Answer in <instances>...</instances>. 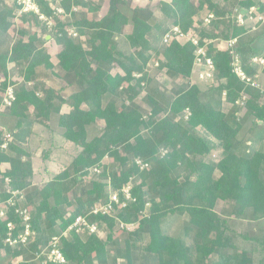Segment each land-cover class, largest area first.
I'll return each instance as SVG.
<instances>
[{"label": "trees", "instance_id": "obj_1", "mask_svg": "<svg viewBox=\"0 0 264 264\" xmlns=\"http://www.w3.org/2000/svg\"><path fill=\"white\" fill-rule=\"evenodd\" d=\"M229 2L158 1L161 18L154 20L149 9L129 10L125 0H108V11L99 19L90 17L99 11L91 0L86 4L63 0L67 13L72 6L86 9L72 25L77 35L72 38L69 25L58 17L53 16L50 28L30 14H21L17 24L16 0H0V103L7 87L13 88L16 97L3 113L17 119V129L27 121L28 127L35 125L31 139L38 138L37 146L42 138L49 142L57 135L73 147L62 170L28 194L31 226L36 232L32 243L7 247L6 224H16V235L20 219L14 208L0 219V264H42V258L37 260L34 255L51 236H60L77 216L105 202L108 195L122 197L121 189L129 184L133 202L124 208L114 205L111 216L99 213L90 217L99 230L108 231L105 239L93 233L82 238L74 230L67 239L61 238L66 264H118V260L125 264H264V91L239 81L228 54L211 44L205 45L206 54L218 84L213 88L205 82L210 87L202 91L190 83L195 47L190 42L181 45L176 39L162 44L163 35L173 27L199 37L200 46L214 38H238L249 30L233 23L235 7H256L264 16V0ZM38 7L44 16H52L44 1L38 0ZM209 14L219 19L209 26L217 32L215 36L200 29ZM217 23L222 26L219 32L215 31ZM263 26L264 22L257 30ZM11 30L15 36L9 39ZM262 31L264 35V27ZM47 36L58 47V70L44 47ZM238 51L247 74L255 79L259 72L264 73V66L250 64L252 56L263 53V47L252 51L242 46ZM154 56L159 69L184 82V88L166 92L151 86L146 65ZM213 92L219 98L225 92V100L232 104L229 112L221 110L220 99ZM241 92L248 96L244 108L251 132L246 136L241 135L246 120L238 118L240 108L234 105ZM97 119L104 123L100 132L94 130ZM4 131L0 129V142ZM28 150L12 142L8 153H0V164L10 165L4 176L11 181V191L30 186L33 164L22 159L29 155ZM161 150L166 151L163 156ZM214 150L219 151L217 162L207 160ZM105 157L113 164L70 198L88 169L100 168ZM137 158L149 164V169L139 170L134 163ZM4 176L0 178L1 200L10 197L3 189ZM219 202L222 209L217 213ZM146 204L148 215L142 217ZM169 216L185 217L180 236L164 229ZM232 218L254 224L257 234L236 233L229 225ZM116 219L139 223L122 243L112 236ZM144 236L148 237L145 244ZM110 246L116 256L109 255Z\"/></svg>", "mask_w": 264, "mask_h": 264}, {"label": "built area", "instance_id": "obj_2", "mask_svg": "<svg viewBox=\"0 0 264 264\" xmlns=\"http://www.w3.org/2000/svg\"><path fill=\"white\" fill-rule=\"evenodd\" d=\"M48 4L52 11V16L46 17L41 14L40 9L38 7V0H16V5L18 6V10L15 12L18 23V17L21 14H30L36 16L38 20L43 21L48 28L53 26L54 17H58L62 21V23H66L70 25L71 29L69 30V34L72 38H76L77 35L72 28V25L75 20H77L80 12H82V7L80 6H72L70 12H65L62 7L63 0H42ZM82 1V3H88L89 0H77ZM234 24L237 27H249L250 31H255L258 25L264 22V16L260 15L258 9L256 7H250L248 10L234 8ZM72 14H74V18H72ZM54 16V17H53ZM211 17V15H210ZM49 37V36H48ZM176 39L181 45H184L187 42H190L194 47V62L192 68V74H196L197 78L204 81L213 83V62L207 57L205 45L212 44L213 48L216 51H224L228 54L230 62L229 65L231 67L232 73L241 81L244 85L260 88V85L246 73L243 69V64L241 61V57L238 51V40L236 37H229L225 40H221L220 38H214L211 40L203 41L204 46L199 45V37L194 36L191 32L188 34L182 33L177 27H173L167 33L163 35L162 44H168L171 40ZM250 64L264 66V46L263 53L260 55H254L250 58ZM156 65H158L156 63ZM195 75V76H196ZM225 97V92L222 93ZM248 96L246 93H241L240 98L235 101L234 105L238 108H244L245 101ZM16 97L13 92L12 87H7L4 92L3 99L0 103V113L4 112V110L10 108ZM187 117V116H185ZM13 142V137L10 132L4 131L1 142H0V153H8L9 146ZM165 151V150H162ZM166 152V151H165ZM216 157L213 155V158ZM135 165L139 168V170H145L148 168V164L141 159L137 158L134 160ZM1 166V165H0ZM10 169V168H9ZM0 169V175L4 176V174L9 170ZM92 173H99L98 168H93ZM4 185L7 188L6 192L10 193V197H8L4 201H0V216L4 217L10 208H14V213L18 215L20 219V230L16 235L13 233L16 229V224L12 222H8L6 224L7 235L4 239V244L7 247L17 248L19 246L25 247L26 245L32 243L36 239V232L32 229L31 226V216L26 207H24L23 202V192L21 190L11 191L10 189V179L5 178L4 176ZM131 188L132 186L129 184L126 187H123L120 191L122 197L119 193H113L108 195L107 200L105 202H101L100 204L93 206L85 215H79L74 219V222L68 227V229L63 232L60 236L53 235L50 237L47 244L41 248L39 252H35V257L38 260H41L42 264L52 263V264H66V260L62 254L60 249L61 238L67 239L69 237V232L74 230L80 237H84L87 234H96L100 235V230L97 227V224L90 221V217L96 214H102L111 216L113 214L114 205H118L119 208H124L130 201H134V198L131 196ZM4 209H6L4 211ZM135 223L125 224L123 222L118 223V228L122 231L131 232L132 226Z\"/></svg>", "mask_w": 264, "mask_h": 264}, {"label": "rangeland", "instance_id": "obj_3", "mask_svg": "<svg viewBox=\"0 0 264 264\" xmlns=\"http://www.w3.org/2000/svg\"><path fill=\"white\" fill-rule=\"evenodd\" d=\"M133 1L134 0H125V2L127 3L126 7H128L129 10H131V7L134 4ZM137 1H140V0H137ZM229 1H230L229 3L232 4L235 0H229ZM255 1H259V0H255ZM91 2L98 6L99 11L94 13V14H91L90 17L99 19L102 15L106 14V12L108 11V8H109L108 0H91ZM145 5L148 7V8L146 7V9L150 8L151 9L150 11L153 12L154 20L161 18V14L156 9V6H157L156 0H149L146 2ZM85 10L86 9L82 8V11H85ZM80 13L77 14L78 17L80 16ZM210 15H211V17H210ZM231 18H232V21L234 23V11L232 12ZM194 19L196 21H197V19L200 20L199 17H195ZM214 19H215V16L213 14H209V15L205 16L202 19V26L200 29H202V30L204 29L205 32H209L210 35L215 36L217 34V32H213L214 30H211L209 28L210 22ZM215 20L217 22L219 19H215ZM217 25H219V28H217V30H215V31L219 32L220 29L222 28V26L220 23H217ZM261 25L262 24L258 25L257 29ZM263 27L260 28L261 30L256 29L255 31H252L250 33H246L244 35L241 34L239 36L240 39L238 41V50L240 47L243 46V47H246L247 49L252 50V51H259L263 45V42H264V35H262ZM70 29H71V27L69 25L68 30H70ZM247 29L249 31L251 30L249 27ZM29 30H30V32H32L33 28H31ZM9 36H10L9 39H11L13 36H15L14 30L10 31ZM49 38L50 37H48V39L47 38L44 39V41H45L44 47L47 49V51L49 52V54L51 56V61L54 65V69L58 70L57 69L58 58L56 55L58 47ZM81 39H82V41L85 40V38H83V37ZM221 40H225V39H221ZM241 61H243L242 58H241ZM156 63L159 64L158 59L154 56L151 58L150 64L146 65V71L148 72V77L153 80L151 86H157L160 89V91L164 90L166 92L171 90V89L184 88V86H185L184 82H182L179 79H171L170 77H168L167 74L162 69H159V67H158V65H156ZM11 67L12 66L9 65V68H11ZM243 69H244V67H243ZM85 71L88 72L89 76L91 77L92 72L90 70H87V69ZM195 75L191 74L190 83H192V84L194 83V84L198 85L202 91H207L210 86L207 85V83H205L204 81L198 79L197 75L196 76ZM14 78H15V81H18L16 74H14ZM88 79H89V77H88ZM254 80L258 82V84L260 85V88H262V90L264 91V73L259 72L256 75ZM217 84H218L217 81L216 82L214 81L212 84L210 83V85H214L213 88L216 87ZM241 93H245V92H241ZM211 95L215 96L214 97L215 99H220V103H219L220 108L224 113H227L231 110L232 104L228 103L222 94L220 95V98L214 92L211 93ZM214 104H215V102H214ZM143 107H144L145 111L148 112V108L146 106H143ZM248 115H249L248 111L245 108H240V111L237 114L238 118H240L242 120H246ZM16 123H17L16 118L11 117V116L7 115L6 113H3V112L0 113V129H4L6 132H10V133L12 132L16 141L20 140L24 134V139L22 140V142H20V141L16 142L15 140H13V143H16L19 145L24 144V146H26L29 149L28 150L29 155L28 154L24 155L22 157V159H27V160L31 161V163L33 164V174H32V178L30 180V186L24 190H21V191L23 192V199H24L23 205H24V207L27 208V210L30 214V208H29V205L27 202L28 194L33 192L36 187L44 185L46 182H48L53 177V175L55 173L62 170L63 166L72 157L73 147L70 144H65L63 139H61L57 135H52L50 137L49 142H47L46 140H44V138L41 137L43 142L41 141L42 143L40 142L41 143L40 146H37L36 142H37L38 138H35L36 142L34 141V139H31V138H33V134H34L33 131L36 130L37 127L32 124L29 128H27L26 126H24V124H22L20 128L16 129ZM103 125H104V123L100 119H97L95 121V124H94V130L100 132L101 129L103 128ZM249 127H250V119L246 120V122L244 123V129H243L241 135L245 134L244 136H246V132L250 133L251 131H250ZM32 128H33V130H32ZM198 131H200L201 134H203L204 136L209 138L211 141H214V139H212L208 134H206V132L203 129L198 128ZM92 133H94V131ZM253 133H255V131H253ZM39 137H40V135H39ZM247 144H249V143H247ZM42 151H46V153L44 152L42 154ZM161 151H160V156H163L165 154V151H162V152ZM44 155H46L45 158H43ZM213 155H215L216 157L213 158ZM218 157H219V151L214 150V151H211V154L207 157V160H212L214 162H217ZM101 163H102L101 167L98 168L99 173L103 172V170L110 167L113 164V160L105 157ZM0 165H1L0 169H2V170L3 169L7 170L10 168L9 163H1ZM149 166L150 165L148 164V168H146V169H149ZM92 169L93 168L88 169V172L86 174L85 179L81 180L80 183L69 193L70 198L74 197V195H79L85 188L89 187V183H90L89 181L95 178V172L92 173L91 172ZM0 173H2V172H0ZM99 173H97L96 175H98ZM0 178H2L1 175H0ZM5 178H8V177L5 176ZM3 181H4V177H3ZM3 183H5V182H3ZM3 189L6 192L7 188L5 187V185H3ZM0 201H4V200L0 199ZM71 201H72V199H71ZM1 207L2 206L0 205V208ZM148 207H149V205L146 204L144 210L141 213L142 217H147ZM221 209H222V204L219 202L215 206V211L217 213H220ZM5 210L6 209H4V211ZM6 214H5V216H6ZM5 216L4 217L0 216V219H4ZM184 218L185 217H182V216L181 217L180 216H169L165 220L163 227L168 234H171L174 236H180L181 235L180 232H181V228H182V221ZM119 222L120 221L116 219V225L114 227V231H113L112 236L114 238L118 239L119 241H121V243H122L128 237V233L126 231H121L118 228ZM138 224H139L138 221H136L135 225L132 226V230L136 229ZM229 225H230V228H232L236 233L247 232L250 234H257V231L255 230L254 224H250V223H247V222L239 220V219H234V218L230 219ZM107 234H108V231L104 229V230H100L99 236L102 239H105ZM84 237H82V238H84ZM147 241H148V237L144 236L143 237L144 244ZM108 252H109V255L111 257L116 256V251L112 246H110L108 248ZM118 264H125V262L122 260H118Z\"/></svg>", "mask_w": 264, "mask_h": 264}, {"label": "crops", "instance_id": "obj_4", "mask_svg": "<svg viewBox=\"0 0 264 264\" xmlns=\"http://www.w3.org/2000/svg\"><path fill=\"white\" fill-rule=\"evenodd\" d=\"M147 1H149V0H140V1H137V0H134L133 1V6L131 7V9H133L134 7H138V8H141V9H146V2ZM157 2L158 1H163V2H166V3H170V1L171 0H156ZM148 8V7H147ZM149 10H151L150 8H149ZM250 32H252V31H248L247 33H250ZM244 34H246V33H243V35ZM45 38H47V37H45ZM48 39V38H47ZM238 39V41H239V39H240V37H238L237 38ZM263 45H264V42H263ZM263 45H262V47H263ZM262 47L260 48V50L262 49ZM24 124V126H26L27 128H29L28 127V121L26 122V123H23ZM17 129V128H16ZM12 134V137H13V140H15L16 141V139L14 138V135H13V133H11ZM24 139V134H23V137L20 139V140H18V141H20V142H22V140ZM18 141H16V142H18ZM21 144V143H20ZM22 145H24V144H22Z\"/></svg>", "mask_w": 264, "mask_h": 264}, {"label": "water", "instance_id": "obj_5", "mask_svg": "<svg viewBox=\"0 0 264 264\" xmlns=\"http://www.w3.org/2000/svg\"><path fill=\"white\" fill-rule=\"evenodd\" d=\"M48 38V37H47Z\"/></svg>", "mask_w": 264, "mask_h": 264}]
</instances>
